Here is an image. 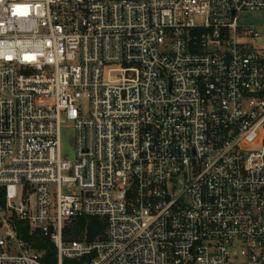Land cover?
I'll return each instance as SVG.
<instances>
[{"label": "built area", "instance_id": "1", "mask_svg": "<svg viewBox=\"0 0 264 264\" xmlns=\"http://www.w3.org/2000/svg\"><path fill=\"white\" fill-rule=\"evenodd\" d=\"M244 11L264 0H0V264H47L12 216L58 264H264V29ZM94 216L103 236L64 242Z\"/></svg>", "mask_w": 264, "mask_h": 264}, {"label": "trees", "instance_id": "2", "mask_svg": "<svg viewBox=\"0 0 264 264\" xmlns=\"http://www.w3.org/2000/svg\"><path fill=\"white\" fill-rule=\"evenodd\" d=\"M5 187L0 186V208L5 207ZM13 223L18 234L34 249L43 252L42 260L47 264H57V248L51 239L44 236L40 229H32L30 225L16 216H12ZM106 230V219L102 217H78L63 227V240H87L91 241L103 236ZM64 264H83L82 260L64 259Z\"/></svg>", "mask_w": 264, "mask_h": 264}, {"label": "rangeland", "instance_id": "3", "mask_svg": "<svg viewBox=\"0 0 264 264\" xmlns=\"http://www.w3.org/2000/svg\"><path fill=\"white\" fill-rule=\"evenodd\" d=\"M238 22L242 26H250L260 31L264 29V11H244L238 18ZM264 46L263 44H260ZM89 104L86 102L84 104L85 110L88 109ZM75 130L71 126H65L61 129V151L62 155L66 159H74L75 157ZM30 186H27V189H30ZM73 189H64V193H69ZM31 201L35 200L34 193L31 194ZM7 217L6 213L0 208V235L4 232V220ZM58 264V263H57Z\"/></svg>", "mask_w": 264, "mask_h": 264}, {"label": "water", "instance_id": "4", "mask_svg": "<svg viewBox=\"0 0 264 264\" xmlns=\"http://www.w3.org/2000/svg\"><path fill=\"white\" fill-rule=\"evenodd\" d=\"M23 182H26V180H23Z\"/></svg>", "mask_w": 264, "mask_h": 264}]
</instances>
